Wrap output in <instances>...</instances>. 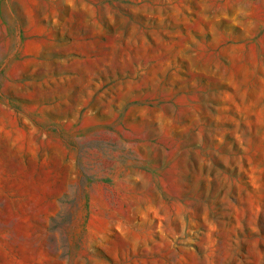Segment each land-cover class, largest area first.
Returning <instances> with one entry per match:
<instances>
[{
  "label": "rangeland",
  "instance_id": "obj_1",
  "mask_svg": "<svg viewBox=\"0 0 264 264\" xmlns=\"http://www.w3.org/2000/svg\"><path fill=\"white\" fill-rule=\"evenodd\" d=\"M0 264H264V0H0Z\"/></svg>",
  "mask_w": 264,
  "mask_h": 264
}]
</instances>
